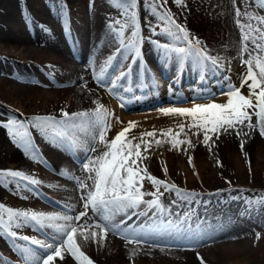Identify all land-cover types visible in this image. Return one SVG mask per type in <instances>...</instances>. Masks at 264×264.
Wrapping results in <instances>:
<instances>
[{
	"label": "bare ground",
	"instance_id": "1",
	"mask_svg": "<svg viewBox=\"0 0 264 264\" xmlns=\"http://www.w3.org/2000/svg\"><path fill=\"white\" fill-rule=\"evenodd\" d=\"M31 1L0 0V9L3 8L5 11L0 15V59H3L5 63L14 61L15 66L19 68L16 69L13 66L7 71L4 66L0 65V72L5 73L9 78L0 82V121H6L8 117H12L11 114H8L10 111L24 119L37 115H53L59 119L61 110L69 113L90 111L96 107L94 102L98 101L114 113L109 120L110 130L107 133L109 140L130 121L137 123V127L131 132V135L137 137L144 131L163 128L165 121H171L170 119L173 117L166 115L167 120H165V115L159 111L160 108L192 107L194 103H208L210 97H214L216 102H226L227 96L221 95V93L228 90L229 84L239 86L242 74L247 70V66L241 63V37L235 23V8L240 7L243 13L247 4V11L264 16V7L256 6L252 0H235V5L233 0H191L190 6H186L181 13L174 15L176 22L185 26L192 37L202 41L201 46H206L209 53L218 57L220 63L223 64V73L218 77L220 82L214 80L209 88L204 84V80L209 72L213 71V68L209 66L200 70L193 65L191 59L186 60L184 64H178L174 59L164 58L163 60L162 56L157 55L160 57V61L156 70L153 71V75L151 70H147L148 63L143 61L145 58L142 56L145 53L144 50L143 52L141 50L142 55L139 59L130 60L125 65L123 61L129 49L119 45L118 38L108 27L109 21L113 20L110 14L101 13L99 9L98 11L95 8L93 11L89 9L88 15L84 16L81 7L76 5L77 0H63L73 9L72 12L67 11V17H71L72 27L68 24L71 38H67L65 42L56 29V23L64 26L62 23L64 19L50 5L39 9L38 14L31 21V26L24 30H6L5 23H11L19 15L27 14ZM145 2L142 0L139 3L143 24L145 18H155L149 13ZM183 5L187 4L183 3ZM115 8L118 9L117 7L113 9ZM117 12L119 11H115L116 15ZM82 17H85L84 21ZM79 20L82 22L80 23ZM127 35L129 34L127 33ZM128 37L130 35L125 36V39L127 40ZM164 37L175 41L166 35ZM177 43L180 42L177 41ZM244 58L246 59L247 55ZM109 60L110 67L107 72H111L112 76L118 75L120 71L127 72L128 74L119 80H127V85L136 82L135 77H139L138 72L141 83L145 81L144 76L156 78L157 74L158 76L173 74L174 81L178 84L177 86L174 84L153 85L151 86L152 91L143 88L135 97H132V92L128 88L129 90L126 89L125 93L119 94L117 96L119 99L117 98L116 102H113L114 100L110 98L109 94L118 95L117 89L120 85L118 82L117 85H112L106 90H98L101 95L98 97L92 93V89L96 88L92 84V80H95L94 74L98 72L93 65L100 68L105 66ZM123 63L124 67L121 69ZM228 65H231V69H228ZM137 66H139L138 71H136ZM32 67L37 69L43 77L35 76ZM119 68L120 71H118ZM45 78H48V81ZM195 78L199 79V85H187ZM202 80L203 82H201ZM85 81L86 87H83L82 84ZM185 81H187L186 84H184ZM77 82H79L78 85ZM181 85L184 86V90L178 89V86ZM42 86H46L47 89ZM215 91L219 93L212 96ZM242 91L245 95L248 94L246 86ZM185 98L188 100L182 101ZM158 101H161L162 104L157 105L160 103H157ZM152 103H157L153 110L143 109L132 112V114L128 112L126 114L124 111L126 108H138ZM255 122L256 118L253 120V123ZM173 129L176 130L175 127ZM95 131L93 130L91 134L73 133L74 138L85 141V149L82 147L79 150H74V153L66 155L60 151L62 148L54 147V143H51L53 138L50 135L41 133L35 128L29 129V138L32 142L30 151H36L41 165L51 167L56 172L55 175L48 174L45 172L46 170H43V167L37 166L38 162L31 158L30 151L26 154L22 146L13 142L7 130L0 127V170H22L26 174L35 176L42 181L40 188L49 191L47 193L48 198L50 197L49 201L58 207H64L66 202L61 198L73 193L72 187L81 191L74 179L61 174L64 170L72 176L85 180L90 187L92 186V181L87 179L88 173L83 170L81 162L106 150L102 144L91 138L96 134ZM243 131L248 130L245 128ZM34 135H38L41 139L46 135L45 141L48 145L43 147V142L42 145L36 143ZM83 136L87 138L84 139ZM90 140L93 141L89 143ZM241 140L245 141L243 151L240 148ZM61 143L66 148L69 145L67 140L61 141ZM56 144H58L57 141ZM93 146H95V152L91 151ZM168 147L165 144L161 146L153 144L150 152L146 153L148 159L144 161V164L150 173L157 172V174L160 172L164 174L163 168L166 166L168 171L165 178L168 183H174L179 188L197 195L191 200H183L176 194L173 199L161 197L162 203L170 209L171 215L157 216L156 209H153L148 212L147 216H132L127 224L133 225L135 222V226H140L151 224L152 220L166 218L176 224H181L180 232L174 236L151 237L148 243L141 246L128 244L125 239L113 232H109L102 244L94 243L92 240L85 242L78 237V243L82 250L93 259L95 264H202L201 258H203L204 264H264V251L259 248L261 235L245 228L247 223L241 220L247 219L249 214V220L260 226L261 220L253 213L262 205L256 204L257 200L251 199L252 197L247 198L246 194L248 195V193L245 190L251 194L255 193L254 195H258L260 191L253 186L254 184L253 188L250 187V182L253 180L248 177L247 181L242 177V174L243 171L257 174L258 168L264 170V137H261L258 131H252L250 135L240 137H237L235 132L222 134L218 140H214L211 151L205 145L195 146L193 155L195 167L189 164L186 156H183L186 154L192 157L193 153H185L188 150L184 151L183 146V149H180L182 151L178 150V153ZM76 156L79 158L83 156V159H80V164L75 163L76 160H79ZM250 160L253 161L251 168H249ZM217 161L220 162L219 165ZM67 180L74 184L71 188L67 187ZM263 181L260 180V183ZM262 187L264 188V186ZM3 189L4 186H0V203L6 206L17 209L61 212L50 205H40L37 203L40 200L32 197L21 196L22 201L5 203ZM11 194L20 196L22 193L12 191ZM40 195L43 196L42 193ZM75 196L74 199L78 200V202H74L78 205L76 211L80 212L83 210L82 191L78 197ZM248 201H253V204L249 205ZM206 204H219V207H224V211L227 212L235 210V213H238V209H240L239 211L244 214L240 219H232L225 214L210 218L200 212V209L203 211ZM146 210V206L141 205L136 211L144 212ZM131 211L129 210L128 214H131ZM88 217H91L92 220H99V216L94 214L91 209L88 210ZM124 219L125 214H119L115 217V222L118 223ZM37 230L35 226H28L25 233L27 236L35 237L34 231ZM23 242L27 244L26 241ZM17 244H19L18 241H13L7 236L0 237V251L4 255L0 256L6 264H24L21 253L15 247ZM182 245L186 248L180 247ZM133 250L136 251L135 256L131 255ZM56 264H77V262L70 255H66L64 261L57 260Z\"/></svg>",
	"mask_w": 264,
	"mask_h": 264
},
{
	"label": "snow or ice",
	"instance_id": "2",
	"mask_svg": "<svg viewBox=\"0 0 264 264\" xmlns=\"http://www.w3.org/2000/svg\"><path fill=\"white\" fill-rule=\"evenodd\" d=\"M252 2L258 7H264V0H252ZM164 3L166 0H148L149 13L157 21L156 26L149 23V29L153 34H157L159 28L172 40L183 41L185 45L182 47L171 44L161 45L157 41V46L164 49L166 59H174L178 64H184L186 60L191 59L193 65L200 70L209 66L213 69H222L223 64L220 63L219 58L212 56L206 46L202 47V41L192 37L185 26L177 23L170 11L162 10ZM175 3L182 5L183 0H175ZM233 3L235 5V0ZM114 4L121 10V18L109 21L108 27L118 38L119 45L134 51V59L139 58L142 55L141 47L144 39L139 22V0H114ZM235 18L241 37V63L247 66L240 85L229 84L228 90L221 93L227 96L226 102H216L214 97H210L208 103H194L192 107L160 108L159 111L164 115L183 118L176 130L172 127L160 131L153 129L144 131L137 137L131 135L137 123L130 121L109 140L107 137L110 130L109 120L114 113L98 101L94 102L96 107L90 111L69 113L61 110L59 119L53 115H37L27 119L12 116L6 121H0V127L7 130L13 142L22 146L26 154L30 151V128L50 135L54 141L67 140L73 150H79L85 144V141L74 138L73 133L91 134L96 130V134L91 138L97 140L106 149L99 155L91 156L82 162L83 170L88 173L87 179L92 181L91 187L85 180L72 176L66 170L61 173L74 179L82 191L83 210L75 215L17 209L0 203V236H7L13 241L27 242L23 246L15 245L25 264H56L57 260L64 261L66 255H70L77 264H95L93 259L82 250L78 237L85 242L92 240L94 243L102 244L109 232H113L125 239L128 244L141 246L148 243L151 237L178 234L182 225L166 218L152 220L151 224L140 226H135V222L133 225L127 224L132 216H147L153 209H156L157 216L171 215L170 209L162 203L161 197L164 192H175L183 200L194 199L197 195L149 172L144 161L148 159L146 153L150 152L153 143L156 146L169 143L171 149L176 150H180L184 145L192 148L194 145L188 136L191 132L197 137L202 134L203 145L211 151L214 146L213 138L218 140L222 134L235 132L236 136L240 137L258 131L259 135L264 137V16L247 11L246 4L243 13L240 7L235 8ZM130 29V37L126 40V33ZM245 55H247L246 59ZM108 67L110 60L94 74L97 82L103 83ZM127 74L125 71H120L118 75H114L112 84L115 85ZM82 86L86 87V81ZM245 86L248 89L247 95L242 91ZM253 117L256 118L255 123ZM245 128L248 131H243ZM181 136L187 138L181 139ZM244 146L245 141L241 140L242 151ZM187 148L184 151H187ZM91 151H96L95 146ZM30 154L33 160L40 162L34 151ZM188 162L195 167L193 157L189 156ZM217 163L220 164L219 161ZM249 168H251L250 161ZM167 171L165 166L163 168L165 175ZM145 180L151 183L154 191L144 190ZM41 183L40 179L22 170H0V186L14 185L18 193L22 188L35 190ZM161 189L164 191L162 192ZM146 196L152 199H145ZM261 196L262 198L255 203L264 205V194ZM248 204L252 205L253 201H248ZM141 205H145L147 210L137 212ZM65 207L69 212L72 211L70 206ZM89 209L99 216L98 221L88 217ZM129 210H132L131 214H128ZM119 214H125V219L117 223L115 217ZM26 226L50 231L44 232L46 240L20 235L17 230ZM131 255L135 256L136 251L133 250ZM201 262L204 264L203 258Z\"/></svg>",
	"mask_w": 264,
	"mask_h": 264
},
{
	"label": "rangeland",
	"instance_id": "3",
	"mask_svg": "<svg viewBox=\"0 0 264 264\" xmlns=\"http://www.w3.org/2000/svg\"><path fill=\"white\" fill-rule=\"evenodd\" d=\"M63 0H32L31 1V5H30V8L28 9V12H27V14H25V15H19V17H16L11 23H5L4 24V27H5V29L6 30H24L25 28H27L28 26H31V21H32V19H33V17H35L37 14H38V11H39V9H41V8H46L48 5H50V6H52V8L54 9V10H56V12H58L60 15H61V17L64 19L63 20V24H64V26H61V24H59V23H56V29H57V32H58V34L60 35V37L62 38V40L65 42L66 41V39L68 38V39H70L71 37H70V28H69V25L71 26V17H67V14H68V12H72L73 11V9L71 8V5H68V3H66L65 1H63ZM142 0H139V3L141 2ZM145 3H148V0H143ZM190 2H191V0H183V3H186L187 5H177L176 3H175V0H166V3H164L163 4V8H162V10L163 11H170V14L171 15H175V14H179V13H181L182 12V9H184L186 6H190L191 4H190ZM79 3V4H78ZM76 5L77 6H80L81 7V9H82V11H83V13H84V16H87L88 15V12L91 10V11H93V10H95V8L98 10H100V12L101 13H108V14H110V17L113 19V20H115V19H119L120 17H121V10L120 9H117L119 12H117V15L115 14V11H117L116 10V8L115 9H113L114 7H116L115 6V4H114V0H77V3H76ZM158 7H159V5H158ZM90 9V10H89ZM4 9L3 8H1L0 9V15L1 14H4V12L5 11H3ZM58 10V11H57ZM98 10V11H99ZM68 11V12H67ZM85 11V12H84ZM88 11V12H87ZM140 10H139V4H138V13H139V22H140V24H141V27H142V36H143V42H142V47H141V50H142V52H143V50H144V55L142 56V57H144L145 58V60H143V61H146V64H147V70L149 69V70H151L152 72L153 71H155L156 70V67H158V63H159V61H160V57H158L157 55H159V56H162L163 57V60H164V58H166V56H165V53H164V49L163 48H160V47H158L157 46V41L161 44V45H164V44H171V45H173V46H176V47H182V46H184V42L183 41H179L180 43H177V41L175 42V41H170L169 39H167L166 37H164L165 35H164V33L163 32H161L160 30H159V28H157V34H153L151 31H150V29H149V23L152 25V26H156V24H157V21H156V18H145V20H144V24H143V20H142V22H141V18L142 17H140V12H139ZM68 18V19H67ZM115 18V19H114ZM82 19H83V21H84V19H85V17L83 18L82 17ZM153 21V22H152ZM155 21V22H154ZM79 22L81 23L82 22V20H79ZM78 21H77V23H79ZM69 24V25H68ZM6 25H8V26H6ZM182 25V24H181ZM72 27V26H71ZM65 30H64V29ZM69 31V32H68ZM130 32H131V29L129 30V32H128V34L130 35ZM79 34V33H78ZM129 35H127V33H126V37L127 36H129ZM50 40H52V39H50ZM166 40V41H165ZM69 41V40H68ZM167 41H169V42H167ZM150 47V48H149ZM160 49V50H159ZM156 51V52H155ZM132 52V53H131ZM161 52V53H160ZM163 53V54H162ZM131 54V55H130ZM147 54H149L150 56H148ZM152 54H154V55H152ZM225 55H226V53H224ZM129 55V56H128ZM134 51H132V50H128L127 51V54H126V57L127 58H129V59H127L126 57H125V60L123 61L124 63H125V65H127L129 62H130V60H134ZM145 55H146V57H145ZM152 55V56H151ZM148 56V57H147ZM155 57V58H154ZM148 58V59H147ZM136 59V58H135ZM139 59V58H138ZM142 59V58H141ZM155 59V60H154ZM157 59V60H156ZM169 60V59H168ZM128 61V62H127ZM10 63V64H9ZM124 63H123V66H121L120 68L122 69V67H124ZM127 63V64H126ZM15 62L14 61H6V63L4 62V60L3 59H0V65H1V67L2 66H4L5 67V70H7L8 71V69L9 68H11V67H13V66H15ZM133 66H134V63L132 64ZM9 66V67H8ZM152 66V67H151ZM138 68H136L137 70L136 71H138L139 70V66H137ZM228 67V69H231V65H228L227 66ZM15 68L16 69H19L18 68V66H15ZM33 68V72H34V74H35V76H38V77H43L40 73H39V71H37V69H35L34 67H32ZM94 68L96 69V70H98V72H99V70H101L100 68H102V67H97V66H95L94 65ZM99 68V69H98ZM120 68H119V70L118 71H120ZM163 68H164V65H163ZM223 69V68H222ZM222 69H212L213 71H211V72H209V74H208V76L205 78V80H204V84H206L207 86L206 87H208L209 86V88H210V86L212 85V82L214 81V80H218V77H220L221 75H222ZM165 70H166V68H165ZM97 72V73H98ZM167 73H168V71H167ZM214 73V74H213ZM138 74H139V77H135V79H136V82L134 83V84H132V85H127V80H123V81H117L116 82V84L115 85H117V83L118 82H120V85H119V87H118V91H117V94L118 95H112V94H109V96H110V98L111 99H113L114 101L113 102H116V100L115 99H117L118 97L117 96H119V94L120 95H122L123 93H125V90L126 89H128V88H130V90H131V92H132V97H135V95L136 94H138L139 93V90H141V89H143V88H146V89H144V90H148V91H152V88H151V86H153V85H160V86H164V84H166V85H168V84H174L175 86H177V84H176V81H174V78H173V74H169V75H167V76H165V75H159L158 76V74L156 75V78H151V77H148V76H144L143 78H144V82L143 83H141V80H140V73L138 72ZM212 74V75H211ZM153 75H154V72H153ZM158 76V77H157ZM113 77L114 76H112L111 75V72H107L106 73V76H105V78H104V80H103V83H99V82H97V80L95 79V80H92V84L94 85V87H96V88H93L92 90V93L93 94H95V95H97L98 97H100L101 95H100V93L98 92V90L99 91H103V90H106V88H108V87H110V86H112L113 84H112V79H113ZM158 78V79H157ZM6 79H9L8 78V76L7 75H5V73H1L0 72V82L1 81H6ZM147 79V80H146ZM45 80H47L48 81V78H45ZM158 80V81H157ZM159 80H161L162 81V83H161V81H159ZM207 80V81H206ZM148 81V82H147ZM157 82V83H156ZM199 79H197V78H195V79H192V81H190V82H188L187 83V81H185V83L184 84H186L187 83V85H191V86H194V84L195 85H199ZM201 82H203V80L201 81ZM207 82V83H206ZM218 82H220V80H218ZM27 83H29L28 81H27ZM77 85L79 84V82H77L76 83ZM29 85V84H28ZM34 85H36V84H34ZM143 85H144V87H143ZM149 87V88H148ZM157 87V86H156ZM42 88H44V89H47V87L46 86H42ZM178 89H181V90H184V86H178ZM129 90V89H128ZM219 92H213V94H212V96H214V95H216V94H218ZM119 99V98H118ZM188 99L187 98H185V99H182V101H187ZM163 103H164V101H162ZM162 102L160 101V103L159 104H157V103H155V104H153V105H147V106H141V107H138V108H129V109H124V111L126 112V114H128V113H130V114H132V112H136V111H139V110H143V109H151V110H153L154 108V106L157 104V105H160V104H162ZM165 104V103H164ZM111 107H113L112 105H110ZM149 107V108H148ZM140 108V109H139ZM128 112V113H127ZM8 114H11L12 116H16L17 118H19V119H24V118H22V116L21 117H18V115L16 114V113H13V112H9ZM173 118L172 119H170L171 121H168L167 119H166V115H165V120H167V121H165V126L163 127V128H157L156 130L157 131H160V130H163V129H167V128H169V127H177V125L183 120V119H181V117H175V116H172ZM9 118V117H8ZM255 119V117H253V120ZM186 131H187V129H186ZM96 132V131H95ZM188 136L191 138V140H192V143H193V145H194V147H192V148H187V145H184L183 146V148H187V150H188V152H185V153H187V154H192V157H194L193 155H194V149H195V146H199V145H203V143H202V139H203V136H202V134L199 136V137H197V136H195V135H192V133L191 132H189L188 133ZM84 137V136H83ZM33 138H34V140H35V142L36 143H39V144H41L42 145V142H43V147H45V146H47L48 144H47V142L45 141V138H46V135H45V137H42V139L38 136V135H34L33 136ZM85 138H87V137H84V139ZM162 138V137H161ZM187 137H184V136H181V139H186ZM163 139V138H162ZM213 140H215V137L213 138ZM91 141H93V140H90L89 141V143L91 142ZM51 143H54V147L55 148H59V149H61L60 151H62V152H64L65 154H66V152H65V150H66V147H64L63 146V144L61 143V141H57V143L58 144H56V141H54L53 139H51ZM154 144V143H153ZM166 146H169L168 147V149L171 147L170 146V144L169 143H164ZM37 145V144H36ZM45 145V146H44ZM68 145V144H67ZM30 146H32V142H31V144H30ZM69 146V145H68ZM67 148H69L70 149V146L69 147H67ZM182 148V149H183ZM83 149H85L84 147H83ZM171 149V148H170ZM160 151H162V150H160ZM164 151H166V150H164ZM172 151H176V153H178V150H175V149H172ZM182 150H180V152H181ZM32 151H30V153H31ZM35 152V154H36V151H34ZM31 155V154H30ZM38 157H39V155L38 154H36ZM66 155H69V153L68 154H66ZM186 159L188 158V156L186 155V154H184L183 155ZM83 159V158H82ZM75 161V160H74ZM81 162V161H80ZM80 162L78 161V163L80 164ZM250 162H252L253 163V161L252 160H250ZM77 163V164H78ZM82 163V162H81ZM42 163H40V162H38V164H37V166H39V167H43V170H46L45 172H48V174H55L56 175V172L51 168V167H49V166H46V165H41ZM46 166V167H45ZM263 168V167H262ZM258 173L257 174H255L254 172L252 173H250V171H243L244 173L242 174V177H244L246 180L248 179V177H249V179H251V180H253V181H251L250 183H251V186L250 187H252L253 188V186L256 188V189H258V191H260L259 193H258V195H254L255 193H249V191H246L245 190V192L246 193H248V195L246 194V196H247V198H249V197H252L251 199H255V200H257L258 201V199L260 200L262 197H261V194H264V188L262 187V186H264V181H263V183H260V180H264V170H262V169H260V168H258ZM151 174L152 175H155V176H157L158 178H160V179H164V180H166V178L165 177H167V175H165V173L163 174V173H158L157 174V172H155V173H153V172H151ZM248 181V180H247ZM67 184H68V188H71L74 184L70 181V180H67ZM254 184V185H253ZM253 185V186H252ZM256 185V186H255ZM41 186L39 185V186H36V188H35V190H31V189H21L20 190V193H22L20 196H14V194H11V192L12 191H17V189L15 188V186L14 185H9L8 187H5L4 186V189H3V191H5L4 192V194L6 195H4L3 197L5 198V203H10V202H15V201H19V200H21V198L24 196V197H32V198H34V199H36V200H40V202H37V203H40V205L42 204V205H50V206H52V207H54V208H56V209H58V210H60L61 211V213H65V214H71V215H75L76 213H78L77 211H76V206H78V205H76V204H74V202H78V200L77 199H74V196L75 197H78L79 195H80V193H81V191H79L78 189H75L74 187H72V192L74 193V195H73V193H69V195H66V197H69V198H61V200H65V202H66V204L65 205H68V206H70L71 207V209H72V211L71 212H69L68 211V209L66 208H61L60 206L57 208V206H53V204L47 199L48 198V196H47V193H49V191H47V190H43V189H41L40 188ZM9 188H10V190H9ZM254 188V189H255ZM12 189V190H11ZM37 189H39V190H37ZM74 189V190H73ZM144 190L145 191H148V192H151V191H154V188H153V186L151 185V183L149 182V181H147V180H145V182H144ZM262 190V191H261ZM7 191V192H6ZM11 191V192H10ZM75 191V192H74ZM161 191L163 192L164 190L163 189H161ZM43 194V197H42V195H40V194ZM35 195V196H34ZM10 196V197H9ZM22 196V197H21ZM44 196H46V197H44ZM70 197H71V199H70ZM149 197V198H148ZM163 198H165V199H173V198H175V193L174 192H164V195L162 196ZM50 198V197H49ZM146 199H151L150 198V196H146L145 197ZM15 199V200H14ZM10 200V201H9ZM27 200V199H26ZM68 200V201H67ZM22 201V200H21ZM27 201H29V200H27ZM43 202V203H42ZM48 203V204H47ZM221 205V204H220ZM242 206V205H241ZM207 207V208H206ZM225 209H224V207H219V204H206L205 206H204V209H203V211H202V209H200V212L201 213H203V214H205V215H207L208 217H210V218H215L216 216H219V214L220 215H222V214H225V215H227L228 217H230V218H232V219H234V218H241V217H243L242 216V214H244V213H242L241 211H239L240 209H238V213H235V210H233V212H227V211H224ZM243 210V209H242ZM214 211V212H213ZM262 211V212H261ZM212 212V213H211ZM209 214V215H208ZM217 214V215H216ZM253 214H255L256 216H257V218H259V220H261L260 222H259V224H260V226L258 225V223H254L252 220H249V214H248V218L247 219H241V220H243V221H245L246 223H247V227H245V228H247V229H249L250 231H252V232H255L256 234H260L261 235V238L259 239V243H260V245H259V248H260V250L261 251H264V205H262L260 208H257V211L255 212V213H253ZM212 215V216H211ZM254 227H253V226ZM262 225V226H261ZM249 226V227H248ZM251 226V227H250ZM26 228H28V226H26L25 228H22V229H18L17 231H18V233L20 234V235H26V233H25V230H26ZM254 230V231H253ZM24 231V232H23ZM45 231H49V230H44V232ZM261 231V232H260ZM35 233V237L36 238H40L41 240H46V236L44 235V232L42 231H39L38 232V230L37 231H34ZM262 233H263V235H262ZM0 237H2V236H0ZM19 242V244L21 245V246H23V245H26V243H24L23 241H18ZM22 242V243H21ZM35 247V246H34ZM180 247H183V248H186L185 246H180ZM187 248H190V247H187ZM1 252V251H0ZM1 255V254H0ZM2 256V255H1ZM0 256V260H2V257ZM3 264H6L4 261L2 262Z\"/></svg>",
	"mask_w": 264,
	"mask_h": 264
}]
</instances>
